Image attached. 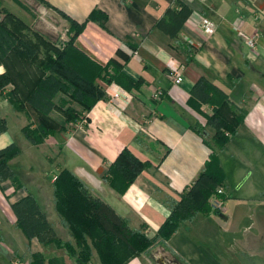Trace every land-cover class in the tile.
<instances>
[{"label":"crops","instance_id":"crops-1","mask_svg":"<svg viewBox=\"0 0 264 264\" xmlns=\"http://www.w3.org/2000/svg\"><path fill=\"white\" fill-rule=\"evenodd\" d=\"M36 2L43 10L67 15L69 20L59 14L67 26L71 20L83 23L75 45L101 65L116 61L135 84L99 80L105 97L95 102L85 118L40 144L24 136L25 114L0 97L7 102L0 110L6 118L0 149L11 143L19 148L8 164L20 183L0 180V264H30L32 253L41 254L46 264L52 259L76 264L64 247L43 244L36 237L28 240L16 225L12 208L29 191L58 227L52 183L61 169L78 176L131 228L144 224L148 236L154 237L169 213L167 200L177 199L193 183L212 152L223 173L225 155L235 159V184L238 189L246 186L245 192L228 194L224 177L218 185L223 189V210L198 213L182 222L162 248L176 258L174 264H264V173H259L258 180L256 175L252 178L254 161L264 168V0ZM0 6L27 24L29 10L20 0H0ZM93 9L105 15L104 22L88 18ZM203 21L212 25V31L202 30ZM254 33L258 38L251 47L246 39ZM169 63L180 67L181 83L169 80ZM200 76L227 94L230 106L224 115H230L231 106L245 110L236 134L222 148L214 143V128L206 120L212 106L202 102L199 111L188 102ZM115 90L119 95L111 99ZM196 124L208 133L207 143L192 128ZM124 147L150 165L120 194L103 180V174ZM201 215L220 228L210 230V243L200 240L203 229L196 235L199 241L191 233V224ZM160 245L155 243L151 250ZM147 254L124 264H153Z\"/></svg>","mask_w":264,"mask_h":264},{"label":"trees","instance_id":"trees-1","mask_svg":"<svg viewBox=\"0 0 264 264\" xmlns=\"http://www.w3.org/2000/svg\"><path fill=\"white\" fill-rule=\"evenodd\" d=\"M0 11L3 13L0 65L4 67L0 73V94L4 91L3 96L10 106L25 114L27 123L21 130L31 143L40 144L57 130L85 118L95 102L105 97L99 80L126 86L135 84L121 72L116 61L101 65L75 45L74 38L83 23L71 20L68 39L58 43L35 29L30 36L31 29L23 20L4 7L0 6ZM56 11L69 20L67 15ZM88 18L104 22L105 15L93 9ZM191 92L188 99L191 106L199 111L202 102L212 106L206 120L214 128V143L222 148L236 134L245 110L231 106L230 115H224L230 106L227 94L204 76L195 81ZM192 128L207 143L203 128L199 124ZM5 130L6 118L0 116V133ZM18 152L19 148L13 143L0 149V180L9 178L17 186L20 183L8 162ZM149 165L148 160H141L124 147L109 163L103 180L122 194ZM223 179L217 155L212 152L193 183L177 199L167 200L169 213L154 237L148 236L144 224L138 229L131 228L126 218L93 195L86 184L66 168L58 172L52 183L53 209L59 218L60 231L29 191L13 203L12 208L16 225L28 240L36 237L43 244L64 247L76 264H90L94 254L99 264H124L134 256L148 253L155 243L165 244L182 222L192 220L198 213L218 212L211 208L209 200ZM219 196L223 199L222 194ZM30 264L46 263L41 254L32 253ZM47 264L58 262L52 259Z\"/></svg>","mask_w":264,"mask_h":264},{"label":"rangeland","instance_id":"rangeland-1","mask_svg":"<svg viewBox=\"0 0 264 264\" xmlns=\"http://www.w3.org/2000/svg\"><path fill=\"white\" fill-rule=\"evenodd\" d=\"M21 3H24L28 7V13L30 14L28 17L27 24L29 26L28 34L30 36H33L32 29L40 31L41 34H44L48 39L57 41L58 43L64 42L68 39L69 31L68 28L69 26L66 25L65 21L62 19V17L57 13L53 12L52 10H43L42 8L38 7V2L36 0H20ZM15 7V6H14ZM3 18V13L0 11V19ZM26 31V30H25ZM10 88V87H8ZM4 91L1 92L0 97L3 96ZM7 105V102H5L3 99L1 100L0 98V110L3 111V107ZM6 107V106H5ZM60 116L56 114V118H59ZM11 123V120H10ZM203 128V127H202ZM203 131H205V137L208 136V133L206 130L203 128ZM213 132V129L211 130ZM208 139H211V137H208ZM217 146V145H216ZM218 147V146H217ZM219 148V147H218ZM225 160L224 163L226 164L224 166V177H225V185L227 189L228 194H238V193H244L245 192V187L244 188H237V184H235V179H236V174L234 172L233 166L236 163L235 159L232 158L230 155H225ZM254 173L252 178L256 175L257 180L259 179V173H264V168H260V162L259 161H254ZM258 163V164H257ZM226 174V176H225ZM251 178V179H252ZM229 200V199H228ZM227 206V204H226ZM203 229V238L200 239L204 243H210V230L212 231H218L220 228L216 226L215 222L211 220L209 217L207 219V215H201L197 220H195L191 224V233L195 240L199 239L197 238L198 236L197 233ZM218 234L219 232H215ZM62 236H67L63 235ZM213 238V237H212ZM216 246L218 248H222L219 245V242L216 243ZM162 244L159 246L158 249H152L148 252L147 257L150 258L151 262L153 264H174V259L171 255H169L166 250L162 248ZM218 252V250H216ZM222 251L220 250V253ZM90 264H99V260L97 256L94 254L93 257L90 260Z\"/></svg>","mask_w":264,"mask_h":264},{"label":"built area","instance_id":"built-area-1","mask_svg":"<svg viewBox=\"0 0 264 264\" xmlns=\"http://www.w3.org/2000/svg\"><path fill=\"white\" fill-rule=\"evenodd\" d=\"M200 26H201L202 30L207 32V33L212 31V29H213L212 25L208 21H203ZM257 38H258V33H254L246 39V43L249 46L254 47V45L256 44ZM167 75H168L169 80L174 84H179L183 80V75H182V72L180 70V67L174 63H169L167 65ZM118 95H119V90L112 91L110 93V98L114 99V98L118 97ZM222 193H223L222 187L217 186L215 194L209 200L211 208L216 210V211H222L223 210L224 202H223V199L219 196Z\"/></svg>","mask_w":264,"mask_h":264},{"label":"water","instance_id":"water-1","mask_svg":"<svg viewBox=\"0 0 264 264\" xmlns=\"http://www.w3.org/2000/svg\"><path fill=\"white\" fill-rule=\"evenodd\" d=\"M220 217H223L222 214H220Z\"/></svg>","mask_w":264,"mask_h":264}]
</instances>
